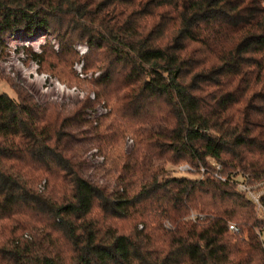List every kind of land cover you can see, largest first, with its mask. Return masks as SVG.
I'll return each instance as SVG.
<instances>
[{
	"label": "trees",
	"instance_id": "16d2710c",
	"mask_svg": "<svg viewBox=\"0 0 264 264\" xmlns=\"http://www.w3.org/2000/svg\"><path fill=\"white\" fill-rule=\"evenodd\" d=\"M18 29L58 40L39 65L82 42L99 73L69 107L0 91V264H264V216L235 185L264 188V0H0V46ZM71 139L111 158L112 183Z\"/></svg>",
	"mask_w": 264,
	"mask_h": 264
},
{
	"label": "rangeland",
	"instance_id": "374dc122",
	"mask_svg": "<svg viewBox=\"0 0 264 264\" xmlns=\"http://www.w3.org/2000/svg\"><path fill=\"white\" fill-rule=\"evenodd\" d=\"M3 41L4 45L0 46V91H5L12 97L16 96L14 89H24L32 94L38 103L44 104L49 101H57L69 107L85 96V89H88V84L82 79H89L99 73L98 70L83 73L81 66L87 46L82 42H75L73 45L78 53L73 62L63 63L61 60H52L53 63H44L41 66L32 53L39 54L44 47L49 45L57 51L59 43L52 33L43 31L32 37H27L23 30L18 29L5 36ZM61 70L66 73H73L81 80L74 82L66 76H59ZM106 112L107 109L101 103H94L92 107L87 109L86 118L93 120L95 116L103 115ZM88 127L89 125L85 129H88ZM68 142L81 152L85 150V156L90 161L88 165L84 166L83 170L87 177L98 183L113 182L114 170L111 158L105 157L104 159L89 139H71ZM132 143L130 138H126L123 142L124 151L129 150ZM142 162L145 165L149 163L147 158H143ZM150 163L155 164L157 160L151 159ZM178 165L174 166V169ZM262 240L264 243V234Z\"/></svg>",
	"mask_w": 264,
	"mask_h": 264
},
{
	"label": "built area",
	"instance_id": "2783aa9c",
	"mask_svg": "<svg viewBox=\"0 0 264 264\" xmlns=\"http://www.w3.org/2000/svg\"><path fill=\"white\" fill-rule=\"evenodd\" d=\"M211 164L213 167H215L214 176L221 181H226L227 176L222 175L220 173V169H221L220 164L214 161H212ZM176 170L180 172L195 171V169L192 168L188 163L179 164L176 167ZM198 172H199V176L202 177L205 172L204 167L200 166L198 168ZM235 185H236V189L239 192L243 193L254 204L257 212H259L261 215L264 216V205L262 202V195L264 194V188L261 186V184L249 183L247 181V177L242 176L241 178L238 179V181L235 182ZM189 217L190 219L194 220L197 217V215L192 212ZM165 226L170 227V224L166 223ZM228 229L232 232L237 231V227L233 223H229Z\"/></svg>",
	"mask_w": 264,
	"mask_h": 264
}]
</instances>
